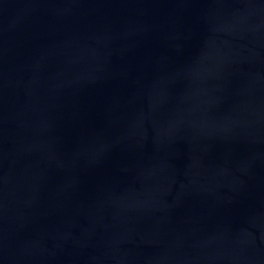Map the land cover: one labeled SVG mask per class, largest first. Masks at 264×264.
I'll return each mask as SVG.
<instances>
[{
  "label": "water",
  "instance_id": "obj_1",
  "mask_svg": "<svg viewBox=\"0 0 264 264\" xmlns=\"http://www.w3.org/2000/svg\"><path fill=\"white\" fill-rule=\"evenodd\" d=\"M0 264H264V0H0Z\"/></svg>",
  "mask_w": 264,
  "mask_h": 264
}]
</instances>
